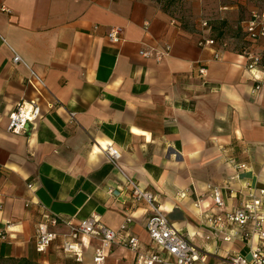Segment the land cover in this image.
<instances>
[{
  "label": "crops",
  "instance_id": "1",
  "mask_svg": "<svg viewBox=\"0 0 264 264\" xmlns=\"http://www.w3.org/2000/svg\"><path fill=\"white\" fill-rule=\"evenodd\" d=\"M262 9V0H0V264H94L96 238H80L81 259L62 250L64 221L90 215L112 229L130 216L139 250L153 249L149 209L133 201L107 143L174 227L210 252L247 254L245 242L205 240L203 220L264 187V86L253 91L262 74L245 70L243 56L263 54L264 38L242 32ZM114 27L120 40L108 37ZM200 37L215 42L199 46ZM22 98L39 116L13 134L8 114ZM44 212L58 218L56 238L37 252ZM133 258L114 244L102 264Z\"/></svg>",
  "mask_w": 264,
  "mask_h": 264
},
{
  "label": "built area",
  "instance_id": "2",
  "mask_svg": "<svg viewBox=\"0 0 264 264\" xmlns=\"http://www.w3.org/2000/svg\"><path fill=\"white\" fill-rule=\"evenodd\" d=\"M242 32L248 39L257 40L264 38V9L255 10L243 21ZM203 26L206 22L202 23ZM111 40L117 41L121 37V28L114 27L108 33ZM212 38L200 37L199 46L211 45ZM224 45V43H222ZM139 54L150 57L148 50L142 49ZM167 50L155 54L153 57L159 61ZM244 68L251 73H260L253 86V91L264 86V63L261 55L249 48L243 50ZM217 54H215V58ZM13 62L21 61L17 54H13ZM199 73L204 75L205 68H199ZM40 83L39 77L30 71ZM70 118L75 112L68 111ZM39 116V107L35 101L20 99L8 114L7 130L13 134L25 132L27 125ZM101 150L108 161L123 175L127 189H129L134 202H145L149 212L146 220V233L153 249L151 251L139 250V239L127 232L130 216H126L117 229H112L99 221L97 215H90L76 223L64 221L67 231L62 235L63 252L81 259L82 236L96 238L98 244L93 248L92 261L102 264L105 256L114 244H121L132 252L134 258L131 264H209L208 258H213V264H264V187L248 186L246 193L239 199L236 207L231 211H221L215 214L207 213L203 226L207 229L205 240H220L223 242L240 241L248 246L247 254L239 250H225L223 253H214L199 246L183 234L170 222L168 217L160 210L153 194L141 188L130 178L119 165L120 151L110 143L105 144ZM30 187L31 184H28ZM207 189L217 208H224V201L216 187L208 185ZM28 204V203H27ZM58 218L53 214L43 213V217L36 222L34 228V244L37 252H43L56 238L54 227ZM257 238V243L252 244V238Z\"/></svg>",
  "mask_w": 264,
  "mask_h": 264
},
{
  "label": "rangeland",
  "instance_id": "3",
  "mask_svg": "<svg viewBox=\"0 0 264 264\" xmlns=\"http://www.w3.org/2000/svg\"><path fill=\"white\" fill-rule=\"evenodd\" d=\"M262 2L264 3V0H262ZM208 259H209V260H208V263H209V264H213V263H214L213 258L210 257V258H208Z\"/></svg>",
  "mask_w": 264,
  "mask_h": 264
},
{
  "label": "trees",
  "instance_id": "4",
  "mask_svg": "<svg viewBox=\"0 0 264 264\" xmlns=\"http://www.w3.org/2000/svg\"><path fill=\"white\" fill-rule=\"evenodd\" d=\"M260 55H261V60H262V62L264 63V53H263V54L260 53Z\"/></svg>",
  "mask_w": 264,
  "mask_h": 264
}]
</instances>
